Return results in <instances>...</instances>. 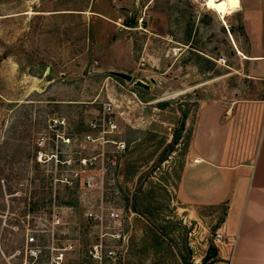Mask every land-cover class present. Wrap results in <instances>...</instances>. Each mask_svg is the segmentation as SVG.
I'll list each match as a JSON object with an SVG mask.
<instances>
[{
    "label": "rangeland",
    "instance_id": "374dc122",
    "mask_svg": "<svg viewBox=\"0 0 264 264\" xmlns=\"http://www.w3.org/2000/svg\"><path fill=\"white\" fill-rule=\"evenodd\" d=\"M4 1L0 264L29 263L12 257L27 229L35 231L41 247L39 263L47 262L49 248H59L65 249V264H97L87 251L98 242L104 224L87 221L85 212L103 220L105 208L118 213L127 242H111L123 254L119 261L101 264H210L205 258L210 248L218 258L214 235L223 207H190L180 203L177 190L197 111L211 102L264 97V82L251 78L257 69L235 52L242 39L226 34L236 20H220L203 0ZM136 80L148 90L133 87ZM108 101L117 125L111 139L123 142L125 150L102 180L98 175L108 168L109 148L103 167L82 173L92 177L86 191L71 175L80 173L75 159L98 151L80 147V139L86 120ZM56 120L63 125L58 127ZM52 134L68 137L69 144L62 146ZM40 137L41 151L60 163L36 166L30 160ZM65 160L72 167L63 165ZM42 179L49 183L48 195ZM64 179L72 182L68 190L66 182L59 183ZM44 196L50 204L27 213ZM63 200L71 205H58Z\"/></svg>",
    "mask_w": 264,
    "mask_h": 264
},
{
    "label": "crops",
    "instance_id": "0c3cea01",
    "mask_svg": "<svg viewBox=\"0 0 264 264\" xmlns=\"http://www.w3.org/2000/svg\"><path fill=\"white\" fill-rule=\"evenodd\" d=\"M227 17L237 25L229 23L226 34L242 39L235 52L264 82V0H238ZM185 158L180 203L223 207L217 264H264V97L203 105Z\"/></svg>",
    "mask_w": 264,
    "mask_h": 264
},
{
    "label": "built area",
    "instance_id": "2783aa9c",
    "mask_svg": "<svg viewBox=\"0 0 264 264\" xmlns=\"http://www.w3.org/2000/svg\"><path fill=\"white\" fill-rule=\"evenodd\" d=\"M113 104L111 102H105L101 105L99 110H97L94 114L90 115V117L85 122L86 130L81 135V144L80 147L84 148L86 146H90L98 151L95 154H91L88 157H78L75 159L76 166L79 168L80 173L74 172L72 173L73 180L77 181L83 189L89 191L92 188V177L91 176H83L82 173L86 169H92L96 166H102L103 159L105 157V149L109 148V153L106 154L105 163L107 165V169H100L98 178L102 180L103 174L112 173L113 168L117 164V159L125 150V144L121 141H114L111 139L113 135L116 134L117 125L115 122L114 112H113ZM53 123L57 124L58 127L63 125V121L56 120ZM48 128L53 131L54 128H51V125H48ZM55 136L59 139L62 146H66L69 144V138L57 136L52 134V137ZM44 138L40 137L38 139L39 142L36 143L37 152L35 156V161L41 164L48 163H60L59 160H55L54 154L47 152H42L41 147H43ZM63 165H67L68 167H72V163L69 160L63 161ZM103 167V166H102ZM61 182H66L64 179ZM102 210V207H101ZM102 213V211H101ZM85 217L87 221H91L93 223H98L100 226L104 224L101 229L102 233L99 235L98 242L89 247L87 251L88 258L95 261L97 264H101L104 261L115 262L119 261L122 256V251H119L117 246L110 245L111 242L124 243L127 242V239L121 234L119 215L113 209H104V218L102 220L101 215L96 216L91 210L85 212ZM107 231H111L108 233ZM34 230L27 229L24 233L23 246L21 249H16L12 253V257L21 258V260H29L28 264H65L64 263V251L65 249L59 248H49L48 256L46 263H39L42 256L41 247L38 245ZM108 237V238H106ZM223 237L221 233H215L214 242L217 244H221L223 242ZM119 246V245H118ZM22 264H25L22 262Z\"/></svg>",
    "mask_w": 264,
    "mask_h": 264
},
{
    "label": "trees",
    "instance_id": "16d2710c",
    "mask_svg": "<svg viewBox=\"0 0 264 264\" xmlns=\"http://www.w3.org/2000/svg\"><path fill=\"white\" fill-rule=\"evenodd\" d=\"M7 1H4V0H0V4H5ZM183 119V118H182ZM182 127H183V122H181L180 123V130L182 129ZM176 139H174V141H175ZM36 152H37V146H36V144H33V154L30 156V160L31 161H33L34 162V165H39L37 162H35V156H36ZM42 181H43V179H42ZM44 181H45V179H44ZM43 181V184L44 185H47L46 186V188H48L47 189V192H46V195H48V194H50V186H49V183H48V181H47V183L46 182H44ZM51 181V180H50ZM77 182V181H76ZM59 183H61V181L59 180ZM66 183L67 184H65L64 185V188L66 189V190H68V188L70 189V187L69 186H67L68 184L69 185H72V182H70V181H67L66 180ZM73 194V191H71V190H69L68 191V193H67V196L68 197H70L71 195ZM46 197L44 196V197H42L41 198V202H34V203H31L30 204V207L28 208V210H27V213H33V212H35V211H37L38 210V207L39 206H44V205H46V204H50V197L48 198V199H46ZM56 200H57V197H56ZM57 203H58V205H66V206H69V205H71V203H70V201L68 202H66V201H61V202H59V201H57ZM26 212H23V214H25ZM223 216H224V211H223ZM3 225H5L4 223H3ZM2 230H5L3 227L1 228ZM21 248H22V246H21ZM14 250H16V249H14ZM13 253V252H12ZM216 254H217V251H216V249L215 248H210L209 249V252H208V256H206L205 258H207V257H209L212 261L210 262V264H213V263H215V262H218L219 261V259L217 258V256H216ZM19 259H21L20 257L18 258V260Z\"/></svg>",
    "mask_w": 264,
    "mask_h": 264
},
{
    "label": "bare ground",
    "instance_id": "6f19581e",
    "mask_svg": "<svg viewBox=\"0 0 264 264\" xmlns=\"http://www.w3.org/2000/svg\"><path fill=\"white\" fill-rule=\"evenodd\" d=\"M204 7L210 12L214 13L220 20L224 21L226 16L233 13L235 6L238 4V0H203ZM239 56H242L237 51Z\"/></svg>",
    "mask_w": 264,
    "mask_h": 264
},
{
    "label": "water",
    "instance_id": "95a60500",
    "mask_svg": "<svg viewBox=\"0 0 264 264\" xmlns=\"http://www.w3.org/2000/svg\"><path fill=\"white\" fill-rule=\"evenodd\" d=\"M110 75L116 77V78H119V79H122L126 82H131V77L129 75H126L124 73H119V72H108ZM132 86L135 87V88H140L142 90H145L147 91L148 90V86L144 83H142L141 81L139 80H136L134 82H132Z\"/></svg>",
    "mask_w": 264,
    "mask_h": 264
}]
</instances>
